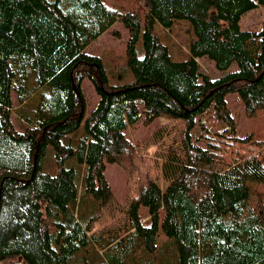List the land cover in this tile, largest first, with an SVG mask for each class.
I'll return each mask as SVG.
<instances>
[{
  "label": "trees",
  "instance_id": "16d2710c",
  "mask_svg": "<svg viewBox=\"0 0 264 264\" xmlns=\"http://www.w3.org/2000/svg\"><path fill=\"white\" fill-rule=\"evenodd\" d=\"M139 1L143 17L103 0H0V264H156L172 244V261L159 264H264V140L239 128L225 98L236 93L247 120L264 116V21L254 32L238 23L264 0ZM176 20L194 33L178 62L154 30ZM116 21L128 31L130 84L110 85L100 57L83 52ZM203 57L237 69L212 79L199 69ZM85 78L99 100L84 118ZM12 90L19 106L32 107L21 132ZM158 119L167 123L155 138L126 137L128 127ZM82 120L78 147L63 143ZM48 146L53 174L41 171ZM76 150L81 182L64 166ZM165 155L178 163L162 191L155 169ZM108 162L126 181L121 209ZM159 232L171 241L158 245Z\"/></svg>",
  "mask_w": 264,
  "mask_h": 264
},
{
  "label": "rangeland",
  "instance_id": "374dc122",
  "mask_svg": "<svg viewBox=\"0 0 264 264\" xmlns=\"http://www.w3.org/2000/svg\"><path fill=\"white\" fill-rule=\"evenodd\" d=\"M104 4L113 10L119 12H127L133 9H137L139 13H141V17L146 12L145 7L142 2L139 0H103ZM262 21H264V5H260L253 10L245 13L241 18L240 29L256 31L259 30ZM187 20H176L174 25L171 28H163L162 25L156 23L155 33L160 36L162 43L167 46L169 55L173 61H183L187 58V47L191 38H194L193 30L188 24ZM105 32H103L100 36H98L94 41H92L85 49L84 53L98 56L101 59L102 68L108 78V83L110 85H124L130 84L134 82V76L129 66H127L126 54L124 53L126 50V43L128 39V31L124 27V25L120 21L114 22L112 26H109ZM136 55L138 58H142L144 55V50L142 47L141 39H137L136 42ZM214 61L208 58H200L198 59L199 69L202 74H206V76L216 79L225 75L229 72L236 71L237 66L235 63H232L225 70H218L215 67ZM33 81V78L31 79ZM81 92L83 94L85 100V109H84V118L89 114V112L95 107L99 100V96L96 93V90L93 84L88 79H83L80 84ZM11 96L13 99V111L11 115V121L13 126L18 131H23L25 127L29 124L25 121V116L31 114V106L25 105L23 107L17 104V96L14 90L11 91ZM34 97V96H33ZM32 97V98H33ZM30 99V102L32 101ZM226 102L228 103L232 115L236 117L240 124L241 130H253L257 133L258 138L264 140V116L259 113V115L253 120H247L243 115H241V110L239 106V97L236 93H230L226 95ZM24 116H23V115ZM210 113L206 112L204 116H209ZM167 120L158 119V121L153 122L148 126H144L141 121L136 123L135 125L128 127L126 129L125 135L131 140L133 143H140L143 140H148V138H155L158 135V130L164 129ZM84 120H82L79 128L68 135L66 138H63V143H66L67 138L71 139L70 145L72 148L78 147L79 140L82 136H84ZM146 140V141H147ZM156 151L154 145H147L146 152L149 156H152ZM54 149L51 146H48L45 151V159L41 166V171L45 173H54ZM79 152L76 150L75 153L69 157L64 166L66 168L73 167L76 170L77 177L79 182L85 175V164L84 162H80L78 160ZM178 163L176 157H170L165 155V160L158 159L156 162L157 172L156 182L155 184L164 191L167 186V181L164 176H171L172 169L177 168L176 164ZM104 176L109 184L111 192L113 194V204L115 209H121L122 207H126L128 203V191L127 185L124 175L121 172L120 167L115 163H106L104 169ZM100 226L98 224H94L91 228V232L99 231ZM158 236V245L163 246L164 244H168L171 239L163 236L161 232H159ZM174 252H173V250ZM162 251L160 255L156 258V264H159L164 257L167 258V261H172L173 254L175 253V245L172 244V247L168 245L161 248ZM175 255V254H174ZM170 263V262H169Z\"/></svg>",
  "mask_w": 264,
  "mask_h": 264
}]
</instances>
